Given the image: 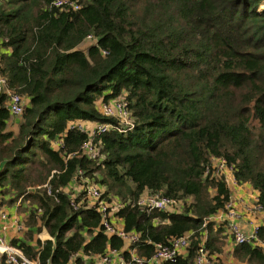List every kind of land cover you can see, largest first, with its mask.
<instances>
[{
  "label": "trees",
  "instance_id": "16d2710c",
  "mask_svg": "<svg viewBox=\"0 0 264 264\" xmlns=\"http://www.w3.org/2000/svg\"><path fill=\"white\" fill-rule=\"evenodd\" d=\"M67 3L77 9L0 0V75L24 102L13 122L0 96V197L9 194L0 205L21 197L29 206L24 240L10 243L35 264L121 253L96 211L70 204L83 190L71 200L64 189L85 179L116 201L113 216L138 236L130 247L143 264L185 234L184 255L163 264H192L201 241L213 264H225L224 226L207 218L224 209L229 189L212 158L256 191L264 212V0ZM117 98L133 128L94 135V159L80 155L87 135L69 124H114L97 104ZM144 192L190 201L179 212H145L135 205ZM41 230L48 239L26 241ZM255 236L264 242V225ZM229 257L264 264V248L232 244Z\"/></svg>",
  "mask_w": 264,
  "mask_h": 264
},
{
  "label": "built area",
  "instance_id": "2783aa9c",
  "mask_svg": "<svg viewBox=\"0 0 264 264\" xmlns=\"http://www.w3.org/2000/svg\"><path fill=\"white\" fill-rule=\"evenodd\" d=\"M69 5L72 10H76L77 6L73 3H67V0H50V5L55 8H60L63 5ZM7 95V100L4 103L8 113L15 117L20 115L23 109L24 102L18 95L9 93L5 89V80L0 75V96L2 94ZM97 112L103 118L112 119L114 124L108 123H88V122H73L69 125L78 128L87 135V139L80 146V155H85L87 158L94 159L96 156V146L92 142V137L107 131H115L117 133H124L133 128L132 121L129 118V114L126 111L125 104L121 98L110 100L105 103L97 104ZM58 145V142H54ZM211 169L213 175L222 176L227 188L229 187V178L227 173L231 175V170L227 167L222 159L212 158ZM231 184H237L231 175ZM85 184L81 187L75 185L72 182L68 188L64 189L68 197L72 198L80 191L83 190V198L78 202H72L71 205H82L85 208H90L96 211L100 218V226L103 233L106 235L114 234L120 240H122L121 253L115 250H107L100 256L88 257L77 254L81 264H143L144 260L137 257L134 253V247H130L137 242L138 236L133 232H126L122 229L120 221L113 216V212L117 207V203L113 198L107 200L100 197L102 189L98 186L90 183L87 180H83ZM46 188V192L49 193V189L46 184L43 185ZM14 207H25V215L22 218L20 215L6 210V208H0V264H35L23 257L21 251L10 243L11 239H18V235L22 234L26 230L25 217L29 208L27 201L17 197L12 203ZM135 205L140 210H166L171 212H179L177 199L169 198L166 196H160L156 194H148L144 192L135 201ZM234 198H232L231 192H229V198L222 211H219L215 215L209 216L208 220L215 222L216 224H222L223 236L230 241L231 244H238L243 242H249L251 244H258L264 248V242L259 241L255 236V229L258 226H254L250 234L243 233L238 224V214L233 208ZM256 211L263 212L260 207L255 203L253 208ZM264 213V212H263ZM12 229L14 236L7 238L5 233ZM188 244V235L185 234L179 238L172 239L169 242V247L156 245L153 257L146 261V264H163L172 263L173 260L181 255H184L185 248ZM126 252L127 256L124 255ZM126 258V259H125ZM192 264H213V258L207 255V251L203 248V241L195 250Z\"/></svg>",
  "mask_w": 264,
  "mask_h": 264
},
{
  "label": "crops",
  "instance_id": "0c3cea01",
  "mask_svg": "<svg viewBox=\"0 0 264 264\" xmlns=\"http://www.w3.org/2000/svg\"><path fill=\"white\" fill-rule=\"evenodd\" d=\"M227 177L229 180V192H231L232 198H234V205L233 208L238 214L237 218V224L240 228V230L245 234H250L253 227L257 225H264V213L261 211H256L253 208L254 200L256 198V191L248 184L241 183V184H231V175L228 172ZM7 196V195H4ZM3 196V197H4ZM8 197H4V200H6ZM6 208V210L10 212L16 213L17 207H14L12 204L8 206H0V208ZM22 208V207H21ZM23 211L25 210V207H23ZM19 209V208H18ZM20 215L21 217L25 215V212L22 213H16ZM23 218V217H22ZM24 219V218H23ZM27 229V228H26ZM26 231V230H25ZM7 238H12L14 236V232L12 229L8 230L5 233ZM34 238H37L39 240L48 239V235L41 230L38 234H33L31 238L27 239L26 241L33 243ZM19 240H24V232L22 234L18 235ZM232 244L230 241L226 238H223V246H222V254H228L229 257V251ZM225 264H238V263H232L230 261V257L224 262Z\"/></svg>",
  "mask_w": 264,
  "mask_h": 264
},
{
  "label": "rangeland",
  "instance_id": "374dc122",
  "mask_svg": "<svg viewBox=\"0 0 264 264\" xmlns=\"http://www.w3.org/2000/svg\"><path fill=\"white\" fill-rule=\"evenodd\" d=\"M12 120H13V122H14V120H16V118H11ZM12 123V122H11ZM4 197H9V194H7V196H4ZM4 197L3 198H1L0 197V201H2V200H4ZM190 200H188V198L187 197H181V198H178L177 199V203H178V205L180 204V206L178 207V209L180 210L181 209V205L185 202V204L186 203H188ZM12 203H3V204H1L0 206H8V205H11ZM19 208V209H18ZM23 207L21 208V207H17V210H16V213H22V212H24L23 211ZM37 234V233H36ZM35 234V235H36ZM221 258H222V261H226L229 257H228V254H222V256H221Z\"/></svg>",
  "mask_w": 264,
  "mask_h": 264
}]
</instances>
